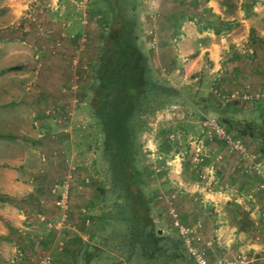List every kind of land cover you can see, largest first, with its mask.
<instances>
[{
	"label": "rangeland",
	"instance_id": "374dc122",
	"mask_svg": "<svg viewBox=\"0 0 264 264\" xmlns=\"http://www.w3.org/2000/svg\"><path fill=\"white\" fill-rule=\"evenodd\" d=\"M113 1L116 6V0H0V137L5 131L22 137L23 140L16 141L20 149L15 150H41L53 163V150L48 149V143L62 132L74 144L84 140L85 144L79 145L83 149H75L73 145V150L102 147V134L90 109L96 86L92 75L99 50L116 34L112 31ZM164 1L170 3L160 12L162 19L156 22L155 30L161 34L163 45L173 46L176 51L178 46L171 43V30L176 26L179 12L192 14L193 7L186 5V9L172 10V4L178 2L182 7L181 2L198 0ZM117 2L118 14L132 30L134 46L148 60L150 80L176 89L178 96L168 98L163 105L160 102L164 95L153 98L154 101L148 96L132 122L135 183L149 201L146 216L139 219L150 225L143 229L134 225L125 207L127 202L119 197L120 191L113 184L110 172L104 176L101 171L105 164L101 152L97 156L92 151L95 155L80 154V165L72 163L67 169L66 163L64 170L71 179L67 212L75 219L85 216L96 219L94 223L90 221L85 234L75 235L74 240L103 247L101 264H194L170 226L168 211L172 209L183 224L199 226L198 234L203 244H208L209 261L243 254L247 264H264V190L258 188L264 182V153L236 131L242 146L261 163L260 174L246 175L240 170L238 155L226 154L225 143L210 138L204 125V117L221 119L215 113L211 94L213 73L208 72L211 67L207 55L199 61L203 66L198 64L190 75H184L185 62L178 63L176 75L161 72L159 62L151 59L154 56L160 61L159 50L151 47L145 38L146 0ZM215 3L219 5L215 13L218 20L212 23L215 34H226L237 26L232 36L238 39L241 36L238 20H241L250 26V32L247 46L242 43L240 49H251L252 41L259 37L264 42V0H215ZM169 13H172L170 21L165 20ZM153 33L149 35L155 37ZM69 83L72 84L67 87ZM18 115L26 119L21 128L14 120ZM43 122L53 132L40 127ZM61 128L68 131L55 132ZM20 129L42 136L33 139L22 133L18 135L16 131ZM57 146L55 160H63L64 164L67 157L63 145ZM242 182L248 187L240 194ZM48 187L47 190L53 189V185ZM53 194L51 191L50 197L47 195L51 204L43 202L41 209L36 204L29 207H35L34 212L53 213ZM47 222L46 219L43 224ZM79 222H73V226L84 227ZM43 224L33 228L40 231ZM53 226L60 228L58 222L46 227L53 230ZM135 228L140 232L138 240L132 237ZM42 231L46 234L45 229ZM35 236L38 239V233ZM146 238L151 241L148 245H144ZM33 252L23 253L37 264L44 254L38 248ZM145 257L149 258L147 262Z\"/></svg>",
	"mask_w": 264,
	"mask_h": 264
},
{
	"label": "crops",
	"instance_id": "0c3cea01",
	"mask_svg": "<svg viewBox=\"0 0 264 264\" xmlns=\"http://www.w3.org/2000/svg\"><path fill=\"white\" fill-rule=\"evenodd\" d=\"M169 3L164 0H146L143 4L145 7L143 14L146 20L144 24L147 26V37L145 36V38L148 42L154 38L155 41L151 47L159 50V57H161L159 61L157 57L152 56V61L159 62L160 71L166 72L170 76L178 73L179 62H185L183 65L184 75H190L192 71H196L199 61L206 54L211 67L208 72L213 73L212 90L220 93L218 98L214 93L213 96L211 95L214 98L215 113L221 117L222 122L223 119H226L235 123L237 125L235 130L243 131L242 136L248 138L251 144L255 143L256 150H261L264 153V42L262 38L259 37V40L252 41L251 49H240L242 43L246 45L250 32V26L246 22L241 23V20H238L239 27H241V36L238 39L232 36L233 28L237 26L231 27L230 32L226 34H215L214 25H212L213 27L209 26L215 22L212 16L217 15L215 13L219 9L215 0H198L194 3L181 2L182 7H179V3L175 2L172 4V10L186 9V5L193 7L192 14L179 12L177 22H175L176 26L171 30L172 32L170 31V35H173L171 43L178 46L175 51L173 46L163 45L161 34H157L155 30L156 22L162 19L160 12L166 10ZM171 14L169 13L165 20L169 19L170 21ZM149 23L151 24L148 26ZM149 32H154L155 37L149 35ZM202 66L201 62L199 67ZM71 84L69 83L67 87H70ZM53 93L56 99L57 88L55 91L53 90ZM230 95L234 96L233 99H230ZM221 98L223 99L222 102L219 101V105L217 101ZM36 118L42 120L40 116H36ZM14 120L20 124L21 128L22 122L25 124L26 119H22L18 115ZM45 125L46 123L43 122L40 127H44L45 131L53 132L48 130L49 128ZM53 126L51 127L53 128ZM62 130L67 132L68 128L57 129L55 132L61 133ZM17 132L18 135L22 133L33 139L42 136L25 129H20ZM54 136L53 140L48 143V149L53 150V163L44 157L41 150H15L16 148L20 149V145L17 143L23 140L20 136H14L5 131L3 137H0V264H33L32 258L27 257L23 252L34 253L33 251L37 248L44 255L49 253V264H101L99 257L102 251H105L103 247L89 246L82 241L74 240L75 235L82 236L88 231L89 227L87 226L90 221L93 223L96 221L94 217L85 216L82 219H75L72 213L67 212L68 218L66 217L59 224L60 228L56 229L53 226L52 230L46 226L51 222L55 224L60 219L55 207V195L53 194L52 200L53 213H49L51 211H48V214L34 212L36 208L29 207L31 204H36V207L41 209L43 202L51 204V199L47 196L51 190H47L46 187L49 186V189L52 185L59 184L64 180L66 163L68 169L72 163L80 165L78 163L80 154L83 156L95 155L92 153L95 151L96 155H99V150H80L83 147L79 145H84V140L81 144H74L63 132L59 136ZM45 143L47 144V141H44ZM59 143L60 146L63 145V152L67 157L64 164L63 160H55L57 155H55L54 149H58L56 147ZM73 145H75L74 148L79 147L80 149L73 150ZM105 166H107L106 163H103L101 168L104 176L108 174V169L104 168ZM81 170L84 171V167H81ZM241 186L243 188L240 190V194L245 193L248 185L242 182ZM46 219L48 224H43ZM78 221L84 224V227L75 228L73 222L76 224ZM40 223L43 224L42 228L45 229L46 234L42 228L37 232L33 228L36 224L38 227ZM90 231L96 233L93 230ZM102 232L99 231V233ZM34 233H38V239ZM68 234L71 236L67 237ZM91 249H94V253H90ZM18 253L21 254V258L23 257L22 259L16 257ZM11 258L14 260H10Z\"/></svg>",
	"mask_w": 264,
	"mask_h": 264
},
{
	"label": "trees",
	"instance_id": "16d2710c",
	"mask_svg": "<svg viewBox=\"0 0 264 264\" xmlns=\"http://www.w3.org/2000/svg\"><path fill=\"white\" fill-rule=\"evenodd\" d=\"M119 5H121L120 2ZM116 6L113 1L110 8L114 25L112 31H116V34L108 40L107 46L98 52L92 75L96 86L90 109L102 134V147L99 151L101 157L104 158L108 172H110L111 180L120 191L119 197L127 202L125 207L133 220L132 222L143 229L150 223L146 224L139 219V216H146L149 201L135 183L132 122L136 121L142 103L148 96H152L154 101L164 95L160 102L163 105L168 98L178 96V91L165 84H157L150 80L148 60L134 46L135 39L132 37V30L128 22L118 14L117 0ZM212 18L215 19V22L218 20L216 15ZM212 25L209 26L213 27ZM213 90L211 94L213 95L212 92H215V97L218 98L220 93ZM222 99L217 101L219 105ZM218 121L227 130L231 129L236 133L237 125L232 121L226 119H223V122L222 120ZM238 133L243 135L244 132L239 131ZM138 209L141 211L139 212ZM144 220L146 221V219ZM132 233H134L132 237L136 240L140 238L137 228ZM149 241V238H146L144 245L150 244L151 241ZM145 259L147 262L149 258L145 257Z\"/></svg>",
	"mask_w": 264,
	"mask_h": 264
},
{
	"label": "built area",
	"instance_id": "2783aa9c",
	"mask_svg": "<svg viewBox=\"0 0 264 264\" xmlns=\"http://www.w3.org/2000/svg\"><path fill=\"white\" fill-rule=\"evenodd\" d=\"M151 34V32H149ZM151 44H154V38L150 40ZM215 94V92H213ZM233 95H230V99H233ZM204 125L207 127V134L210 138H219L225 143V153L226 154H237L236 157L239 162V168L244 174H260L261 163L257 157L250 153L242 146L241 139L235 132L227 130L219 121L213 117H204ZM70 173L64 176V180L59 184L53 186L51 190L55 195V207L58 210L60 219L57 221L58 224L63 222L67 217L66 212L68 210V200H69V182ZM258 188L264 190V182L262 181ZM168 216L170 217V226L176 233L180 242L191 257L194 264H247L248 260L243 254L233 256L230 259H216L214 261H209L207 259L208 244H203L201 237L198 234V228L196 224L186 225L183 224L177 214L173 212L172 209L168 211ZM20 257V255H18ZM50 257L45 254L39 258L37 264H49Z\"/></svg>",
	"mask_w": 264,
	"mask_h": 264
}]
</instances>
